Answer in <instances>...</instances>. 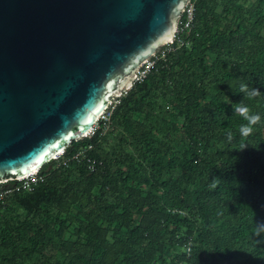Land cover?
Here are the masks:
<instances>
[{
	"label": "trees",
	"instance_id": "16d2710c",
	"mask_svg": "<svg viewBox=\"0 0 264 264\" xmlns=\"http://www.w3.org/2000/svg\"><path fill=\"white\" fill-rule=\"evenodd\" d=\"M187 42L119 99L109 132L0 202V264H264V0H196ZM239 103L262 117L243 151ZM88 146L92 174L72 160Z\"/></svg>",
	"mask_w": 264,
	"mask_h": 264
},
{
	"label": "water",
	"instance_id": "95a60500",
	"mask_svg": "<svg viewBox=\"0 0 264 264\" xmlns=\"http://www.w3.org/2000/svg\"><path fill=\"white\" fill-rule=\"evenodd\" d=\"M189 0H0V181L54 160L173 39Z\"/></svg>",
	"mask_w": 264,
	"mask_h": 264
},
{
	"label": "built area",
	"instance_id": "2783aa9c",
	"mask_svg": "<svg viewBox=\"0 0 264 264\" xmlns=\"http://www.w3.org/2000/svg\"><path fill=\"white\" fill-rule=\"evenodd\" d=\"M195 2L196 0H189L187 6L184 8V10L181 13V17L179 19L176 31L173 35V39L169 41L164 47L159 49L156 54L145 61L140 68L137 70V72L134 75L132 86L133 87L138 82H142L147 75L151 72V70L154 68V66L157 64V62L160 61H166L167 56L175 49L174 45L176 47L180 48L182 46L188 45V38L190 35V32L193 28L194 23V12H195ZM124 91L121 95L116 96L114 99H112L106 109L102 112V114L97 118L95 124L92 126L90 131L85 134L82 138H91L93 137L98 131H101L102 135L106 134L111 130V116L116 108V106L119 103V99L126 95V93L130 90ZM92 149V146H88L86 149H82L79 153L74 155L72 157V160H75L77 162L85 161L87 165V170L90 174L95 173L97 171V168L101 166V162H96L92 159H89L86 153ZM64 155V151L59 153L56 157H54V160H59ZM44 181L43 176H39L38 171L34 172L33 174L26 176L24 178L19 179H8L4 181H0V202L4 201V198L6 195L11 194L13 192H21V193H32L34 191V188L42 183ZM10 188H6V187ZM175 211H172L174 213ZM181 216L183 217L184 214L181 213ZM192 246L191 239L188 240L186 247H185V254L187 257L190 255V249Z\"/></svg>",
	"mask_w": 264,
	"mask_h": 264
},
{
	"label": "clouds",
	"instance_id": "9594fccd",
	"mask_svg": "<svg viewBox=\"0 0 264 264\" xmlns=\"http://www.w3.org/2000/svg\"><path fill=\"white\" fill-rule=\"evenodd\" d=\"M233 87V85H231ZM240 93H242L245 97L256 98L260 96V91L254 87H249L247 84L241 83L239 85ZM234 112L239 113L240 116L246 123L241 124L239 126V134L242 138V142L238 145L237 150L243 151L248 146L247 138L251 137L256 130L257 125L261 124L262 117L258 113H254L250 106L245 105L244 103H239L233 108ZM226 139L229 143H231L234 139L233 134L228 132L226 134ZM264 233V224H256V231L254 235L261 236Z\"/></svg>",
	"mask_w": 264,
	"mask_h": 264
},
{
	"label": "rangeland",
	"instance_id": "374dc122",
	"mask_svg": "<svg viewBox=\"0 0 264 264\" xmlns=\"http://www.w3.org/2000/svg\"><path fill=\"white\" fill-rule=\"evenodd\" d=\"M114 137H115V135H113V134L108 135V137H107V143L104 144V148H106V150L108 149L109 146H111V145H113L115 143Z\"/></svg>",
	"mask_w": 264,
	"mask_h": 264
}]
</instances>
